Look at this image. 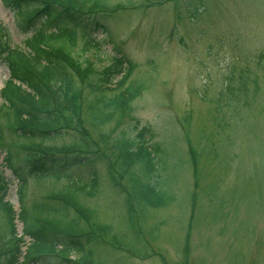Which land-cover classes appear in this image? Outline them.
Here are the masks:
<instances>
[{
    "label": "rangeland",
    "instance_id": "obj_1",
    "mask_svg": "<svg viewBox=\"0 0 264 264\" xmlns=\"http://www.w3.org/2000/svg\"><path fill=\"white\" fill-rule=\"evenodd\" d=\"M157 1L82 5L104 16L98 20L111 41L94 31L84 48L78 30L70 53L79 68L101 69L110 61L113 43L133 64L125 84H141L125 112L103 123L91 119L87 107L99 91L84 90L82 125L89 148L97 153L94 159L70 167V177L27 176L19 197L17 179L4 165L13 140L3 132L0 173L8 179L5 199L16 213V235L29 242L17 217L21 209L29 216L40 201L54 203L53 197L63 198L59 193L73 191L78 202H67L83 214L74 224L80 221L79 231L90 229L98 238L91 241L97 264H264V0ZM0 23L12 46H21L30 33L18 28L16 12L1 0ZM7 77L0 60V88ZM228 77L233 86L218 98ZM143 126L160 148L152 150L153 169L144 165L141 180L129 181L119 167L121 150L114 139L133 138ZM78 137L69 130L46 144L68 145ZM187 145L196 153L194 170ZM91 173L97 179L89 195L85 182ZM78 186L83 187L73 189ZM43 215L58 234L57 213L50 207ZM64 227L59 234L67 231ZM7 236L0 212L1 251ZM44 261L56 264L52 258Z\"/></svg>",
    "mask_w": 264,
    "mask_h": 264
},
{
    "label": "trees",
    "instance_id": "obj_2",
    "mask_svg": "<svg viewBox=\"0 0 264 264\" xmlns=\"http://www.w3.org/2000/svg\"><path fill=\"white\" fill-rule=\"evenodd\" d=\"M98 1L2 0L6 6L17 12L20 25L25 30L36 22L39 25L25 38L21 46H12L7 41L5 27L0 23V60L5 62L8 70V77L0 88V119H3L0 121V146L4 144L3 132L9 131L13 146L7 144L4 165L9 167L18 179V196L22 195L27 176L63 177L67 175L70 167L84 165L96 157V151L89 148L87 132L82 125L84 90L99 91V95L87 106L91 119H97L99 123L110 121L115 115L124 113L128 102L140 90L141 84L133 80L125 84L133 64L124 54L112 52L110 61L101 69L94 70L88 65L82 70L70 53L78 30L85 39L84 48L94 38V31H102L104 23L99 21L98 17L104 16L96 17L91 14L92 11H84L82 7L84 2L94 4ZM98 3L105 2L100 0ZM50 27L54 30L46 31ZM226 81L224 89L219 91L218 98L233 86L230 83L231 77ZM110 83L114 86H109ZM108 89H113V93L106 95L104 91ZM69 130L79 133V137L72 143L59 146L46 144V141H52ZM152 138L149 127L143 126L133 138L114 139V145L121 150L118 155L119 167L125 169L129 181L141 180L142 166L153 169L152 150L156 152L160 146L151 141ZM189 155L194 170L196 153L191 146ZM108 174L113 180L114 176L109 170ZM77 179L80 177L75 176V181ZM96 179V175L91 173L85 182L89 186V195L93 194ZM83 186L73 189H82ZM7 189L8 179L0 173V212L8 234L3 243L4 251L0 249V254H5V264H19L20 248L25 242L22 237L16 235L15 211L5 199ZM125 192L128 196L129 192ZM136 194L145 197L142 190H138ZM59 195L64 199L58 197L54 199V203H50V200L40 201L29 216L25 209L17 213L22 222L28 217L23 231L32 238L25 246L27 261L21 264H45L44 260L50 258L56 264H97L93 260L91 241L98 238L90 229L79 231L80 221L77 227L74 224L75 220L78 222L83 217L82 212L76 211L77 207L74 209L73 206V203L78 202L77 195L73 191L68 193L69 197L66 193ZM66 198L73 203H68ZM158 203L159 201H156L154 204ZM50 207L60 220L67 221L56 220L54 227H58L60 233L59 227L65 223L66 232H53L54 228L49 224L52 219H42L44 211ZM72 209L73 216H69ZM73 226L75 229H72ZM100 240L107 243L103 239ZM48 248L54 249L49 251ZM72 253L74 255L70 256Z\"/></svg>",
    "mask_w": 264,
    "mask_h": 264
}]
</instances>
